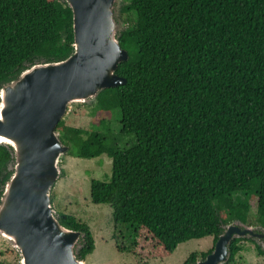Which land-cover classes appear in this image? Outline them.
<instances>
[{
  "label": "trees",
  "instance_id": "16d2710c",
  "mask_svg": "<svg viewBox=\"0 0 264 264\" xmlns=\"http://www.w3.org/2000/svg\"><path fill=\"white\" fill-rule=\"evenodd\" d=\"M121 15L129 58L116 73L127 82L101 90L96 104L119 109L118 135L135 141L109 137L104 118L103 131L64 118L57 126L68 154L112 159L110 178L92 179L91 201L110 205L116 228L132 227L131 251L141 259L209 235L215 245L227 219L252 225L258 216L264 225V0H123ZM73 42L65 0H0V87L38 61L64 59ZM11 161L0 145V197ZM56 213L81 232L78 257L85 260L96 248L89 224ZM243 240L264 254L257 241L235 237L224 264ZM214 245L183 264L205 258Z\"/></svg>",
  "mask_w": 264,
  "mask_h": 264
},
{
  "label": "water",
  "instance_id": "95a60500",
  "mask_svg": "<svg viewBox=\"0 0 264 264\" xmlns=\"http://www.w3.org/2000/svg\"><path fill=\"white\" fill-rule=\"evenodd\" d=\"M65 1L73 12L72 51L34 63L0 87V145L13 160L0 197V234L20 251L22 264H86L78 257L81 232L60 222L51 200L61 158L70 149L57 126L71 103H92L101 90L127 82L116 73L129 58L120 43L127 28L123 0ZM257 226L227 223L213 250L190 264L226 263L233 238H264Z\"/></svg>",
  "mask_w": 264,
  "mask_h": 264
},
{
  "label": "rangeland",
  "instance_id": "374dc122",
  "mask_svg": "<svg viewBox=\"0 0 264 264\" xmlns=\"http://www.w3.org/2000/svg\"><path fill=\"white\" fill-rule=\"evenodd\" d=\"M129 16L132 22L135 14L130 12ZM103 118L107 123L105 130L109 137L115 138L123 144H132L135 141L133 135H118L120 131L119 109L111 112L101 111L96 101L92 103L74 102L69 105L68 112L64 116L65 122L69 125L102 131L100 119ZM61 159V168L66 172L56 181L52 189L53 197L55 195L53 207L57 211L72 213L89 224L96 248L94 252L86 256V264H183L192 252L200 254L213 247V236L209 235L180 243L172 254L164 257L141 259L131 251L134 241L132 227L128 224H119L116 228L110 205L95 204L90 198L92 179L110 178L111 157L106 153L95 158H83L65 153ZM251 209V215L255 216L257 207L253 206ZM253 216L251 217L254 218ZM255 219L251 221L252 226L259 225L264 228L258 216ZM234 220L227 219L226 223H231ZM263 228H260L258 232L264 233ZM247 238L257 241L264 248L263 237ZM240 244L242 250L237 253L235 260L228 264H264V254L259 253L252 241L243 240ZM0 264H22L20 251L1 234Z\"/></svg>",
  "mask_w": 264,
  "mask_h": 264
},
{
  "label": "bare ground",
  "instance_id": "6f19581e",
  "mask_svg": "<svg viewBox=\"0 0 264 264\" xmlns=\"http://www.w3.org/2000/svg\"><path fill=\"white\" fill-rule=\"evenodd\" d=\"M226 224H227V223H226ZM226 224H225V225H226ZM3 235L6 236L5 234H3Z\"/></svg>",
  "mask_w": 264,
  "mask_h": 264
}]
</instances>
